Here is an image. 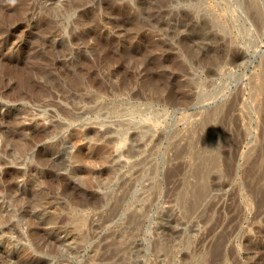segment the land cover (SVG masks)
Segmentation results:
<instances>
[{"label":"rangeland","instance_id":"obj_1","mask_svg":"<svg viewBox=\"0 0 264 264\" xmlns=\"http://www.w3.org/2000/svg\"><path fill=\"white\" fill-rule=\"evenodd\" d=\"M221 2L0 0V264H264V30L177 13Z\"/></svg>","mask_w":264,"mask_h":264},{"label":"bare ground","instance_id":"obj_2","mask_svg":"<svg viewBox=\"0 0 264 264\" xmlns=\"http://www.w3.org/2000/svg\"><path fill=\"white\" fill-rule=\"evenodd\" d=\"M222 1L223 2H221V4H212V6L215 9L214 11L216 12V16L212 15L211 13L210 14L208 13L207 15H202V14H200V12H198L197 7L202 4V1H200L201 2V3H199L200 5H197V4H196L197 6L192 5L190 11L177 12V13L182 15V16H187L189 18H191L192 15L196 16L198 18L196 21H191L190 23L192 25L191 27L193 28L194 32L199 33L200 38L206 39V40L212 39L215 43H218V42L221 43L223 41L221 43V45H219V47L217 46L218 48L221 49L220 53H222V49H223V52H226V51L230 50V46L232 47L231 43L233 42V37H234L233 33L237 32V34L242 36L243 38L246 37V35L248 33V29H249L248 27H246L247 23L250 25V27L251 26L253 27V30L256 31L255 33H257L258 36H262L263 30H264V5L262 3L263 1L262 2L260 0H222ZM215 2H217V0H215ZM218 3H220V1H218ZM204 5H205V3H204ZM237 12H238V14H237ZM242 37H236V39L237 38L242 39ZM246 39L247 38H245V40ZM235 41H237V40H234V42ZM254 43H256V42L254 41ZM247 44L249 46V43H247ZM258 46L254 47V48L257 49ZM232 49H233V47L231 48V50ZM222 54L219 55L218 57L216 56L217 59H219V61L221 59H223ZM262 62H264V61H262ZM260 72H263L261 74V79L259 80V82L254 83L252 86L253 89L255 90L254 96L257 93H260V94H261V92L264 93V91H263V88H264V70L263 71L260 70ZM252 87H251V89H252ZM214 92H215V90H214ZM263 93H262V96H263ZM262 96L260 97V99L262 98ZM214 97H215V95H214ZM169 99L170 98H168L166 100V103L170 102ZM254 100L256 101V98ZM88 203H93V202L91 201V199L84 200V204H88Z\"/></svg>","mask_w":264,"mask_h":264}]
</instances>
